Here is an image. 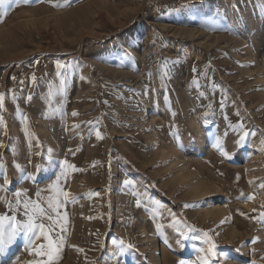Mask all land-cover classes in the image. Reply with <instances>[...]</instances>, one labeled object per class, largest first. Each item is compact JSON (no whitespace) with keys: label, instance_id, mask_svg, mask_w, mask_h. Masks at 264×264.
Segmentation results:
<instances>
[{"label":"rangeland","instance_id":"1","mask_svg":"<svg viewBox=\"0 0 264 264\" xmlns=\"http://www.w3.org/2000/svg\"><path fill=\"white\" fill-rule=\"evenodd\" d=\"M0 94V214L75 197L55 264H264V0H7Z\"/></svg>","mask_w":264,"mask_h":264},{"label":"snow or ice","instance_id":"2","mask_svg":"<svg viewBox=\"0 0 264 264\" xmlns=\"http://www.w3.org/2000/svg\"><path fill=\"white\" fill-rule=\"evenodd\" d=\"M7 3V0H0V7L5 6ZM55 6H64L61 4H56ZM6 14V12L4 13ZM125 55H128L125 53ZM67 67L66 64H62L60 62L57 63V68H65ZM195 70V69H194ZM33 80H35V76L32 77ZM203 95V93H201ZM28 99H31L29 96ZM223 106V102H222ZM4 108L3 103V95L0 94V125L4 124V116L2 114ZM73 115H77L76 112H73ZM232 126V125H230ZM73 127H78V125H74ZM232 127H238L243 128V125H235ZM250 133H245L240 137V140L237 141L238 144L242 143L245 139L246 135H249ZM97 137L102 138L100 136V133L97 132ZM216 147L220 148L219 141L217 142ZM51 151V150H49ZM221 151L223 152V149L221 148ZM227 155V153H224ZM62 165L66 164L67 161L61 162ZM0 167H3L2 161H0ZM19 168V165H17ZM69 167H72L69 165ZM41 166L37 165V169L40 170ZM61 175H64L62 172ZM29 179H35L33 174L29 173L28 177ZM58 180L60 177L57 178ZM10 181L7 177L4 179V185H7ZM4 185H0V189L4 187ZM261 187H264V185H261ZM16 197L18 198L20 196V193L17 192ZM37 195V201H33L31 199H26L23 202H21L19 199L16 200V204L13 207L11 202L7 201V198L5 199V202L8 203L9 208L12 211L11 215H8L7 213L0 214V255H4L8 252L9 248L16 242V240L23 236L25 244L27 249L29 250L30 254L35 253L37 256H47L48 260L46 264H55L56 260L60 257L62 246L64 244V236L56 234L53 236V233L56 232V226L58 224V221L53 218L52 213H55L57 216H59L58 209L63 206V203L67 201L71 194L68 192H64L60 189H57V197L63 196L64 200L61 201L59 199L56 200L55 203H53L52 198H49L47 207H43L41 203L39 202V191L36 193ZM249 199H252L253 197L249 196ZM71 199H75V197H71ZM139 204V201H137ZM23 208V218L17 219V213L19 212L20 208ZM261 219H264V213H261L260 216ZM47 219L51 223L49 225H45L43 221ZM159 227V225H158ZM63 231V229H61ZM183 235V233H181ZM207 235V233H205ZM43 239L47 241L46 244L37 245L36 241ZM177 243H180L178 240ZM215 248V245H211L207 249L208 255L203 257L202 260L204 261V264H208L209 256L213 254V249ZM79 251H83V249H79ZM132 251L134 253V245L132 244H125L122 240L120 241V247L118 249V253L116 255L122 256L126 252ZM201 251H204L201 249ZM15 264H19V257H17V260ZM24 264H33L32 261H25ZM183 264V262H181Z\"/></svg>","mask_w":264,"mask_h":264},{"label":"bare ground","instance_id":"3","mask_svg":"<svg viewBox=\"0 0 264 264\" xmlns=\"http://www.w3.org/2000/svg\"><path fill=\"white\" fill-rule=\"evenodd\" d=\"M160 240H159V238L158 237H155V238H153V239H151V249H152V251H154L155 252V257H156V260L157 261H160V256H159V249L158 248H160V246H161V244H160V242H159ZM162 261H164V258L162 257Z\"/></svg>","mask_w":264,"mask_h":264}]
</instances>
